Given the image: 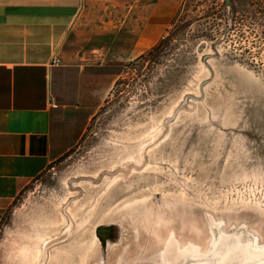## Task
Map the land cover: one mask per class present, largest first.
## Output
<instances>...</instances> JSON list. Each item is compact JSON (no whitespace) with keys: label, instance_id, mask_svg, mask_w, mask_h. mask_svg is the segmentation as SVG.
Returning a JSON list of instances; mask_svg holds the SVG:
<instances>
[{"label":"rangeland","instance_id":"374dc122","mask_svg":"<svg viewBox=\"0 0 264 264\" xmlns=\"http://www.w3.org/2000/svg\"><path fill=\"white\" fill-rule=\"evenodd\" d=\"M176 13L163 47L116 65L78 141L3 213L0 264H264V0ZM234 228L259 251L249 237L227 250Z\"/></svg>","mask_w":264,"mask_h":264},{"label":"crops","instance_id":"0c3cea01","mask_svg":"<svg viewBox=\"0 0 264 264\" xmlns=\"http://www.w3.org/2000/svg\"><path fill=\"white\" fill-rule=\"evenodd\" d=\"M181 3L0 0V218L78 141L116 65L156 44Z\"/></svg>","mask_w":264,"mask_h":264},{"label":"bare ground","instance_id":"6f19581e","mask_svg":"<svg viewBox=\"0 0 264 264\" xmlns=\"http://www.w3.org/2000/svg\"><path fill=\"white\" fill-rule=\"evenodd\" d=\"M109 185V184H108ZM109 203V202H108ZM107 211V210H106ZM100 213H102V212H100ZM64 221V220H63ZM81 224V223H80ZM56 226V225H55ZM59 227V226H58ZM234 230H237V229H235L234 228ZM225 231V230H224ZM239 233H237V232H234V234H235V236H228L227 238H226V241H225V239L223 240V242L225 241V242H227V250L228 249H235V248H239V247H241L242 246V243H240L239 241H238V238H241L242 240L243 239H245V240H247L248 239V237L250 238V240H249V242L251 243V245H252V247H255L256 245H255V242L256 241H253V239L251 238V236L250 235H248L244 230L242 231V230H237ZM70 232V231H69ZM37 233V232H36ZM221 233V232H220ZM227 233V232H226ZM232 233V232H231ZM219 234V233H218ZM34 235V234H33ZM37 235H38V233H37ZM216 236V235H215ZM37 238H35L34 237V239H36L35 240V242H34V247H30L29 246V249L30 250H32V252H31V254H32V259L33 260H35V259H39L40 258V256H41V254L43 255V256H45V251L46 250H48V249H50L51 247L50 246H48L47 247V244H49V242L51 241V240H48V239H50V238H52V237H50V238H47V237H45V238H43L42 236H36ZM67 237V236H66ZM220 237V236H219ZM31 238H33V236H31ZM216 238V237H215ZM224 238H225V236H224ZM33 239V240H34ZM66 239V238H65ZM216 240V239H215ZM64 241H61V242H58V244L60 245V243H63ZM84 242V241H83ZM224 242V243H225ZM80 243H82V242H80ZM221 243V242H220ZM219 243V244H220ZM70 244V243H69ZM253 244L255 245V246H253ZM56 245V244H55ZM91 245V244H90ZM90 245H89V247H90ZM226 244H224V246H225ZM52 246H54V245H52ZM220 246V245H219ZM224 246H222V248H224ZM231 246V247H230ZM71 247V246H70ZM89 247L87 248V249H89ZM230 247V248H229ZM244 247V246H243ZM251 247V248H252ZM257 247V246H256ZM260 247V246H259ZM53 249V248H52ZM55 249V248H54ZM85 249V248H84ZM83 249V250H84ZM253 249V248H252ZM257 249H258V247H257ZM260 249H261V247H260ZM82 250V251H83ZM237 250V249H236ZM245 250H247L246 248H244V251ZM255 250V249H254ZM90 251V250H89ZM240 251V250H239ZM258 251H259V249H258ZM57 252H58V250H57ZM250 252V251H249ZM255 252V251H254ZM261 252V251H260ZM259 252V253H260ZM55 253V252H54ZM245 253V252H244ZM247 253V252H246ZM49 254H50V252H49ZM251 254V253H250ZM257 253H255L254 255H255V259L258 257H260L262 254H260V256H257L256 255ZM79 255V254H78ZM82 256V255H81ZM80 256V257H81ZM85 256H86V254H85ZM251 256V255H250ZM257 256V257H256ZM47 257V256H46ZM43 258V257H42ZM36 261V260H35ZM40 261H41V258H40ZM36 263V262H35ZM39 263V262H38ZM83 263H84V261H83Z\"/></svg>","mask_w":264,"mask_h":264},{"label":"trees","instance_id":"16d2710c","mask_svg":"<svg viewBox=\"0 0 264 264\" xmlns=\"http://www.w3.org/2000/svg\"><path fill=\"white\" fill-rule=\"evenodd\" d=\"M233 5H234V4L231 2L232 10H233V8H234ZM233 11H235V10H233ZM176 14H177V13H176ZM176 14H175V16H176ZM175 16L173 17L172 22H171L170 25H174L173 20H174ZM263 16H264V14H263ZM263 18H264V17H263ZM262 26H263L262 33H263V37H264V24H263ZM169 30H170V29H169ZM171 30H172V29H171ZM166 40H168V38H166ZM166 40H165V41H166ZM163 44H164V41H160V42L156 43L154 46H152L150 49H148L145 53H143V54H141L140 56H138L135 60L138 61V60H143V59H145L148 55H152L154 51H158L159 49H161V48L163 47Z\"/></svg>","mask_w":264,"mask_h":264},{"label":"water","instance_id":"95a60500","mask_svg":"<svg viewBox=\"0 0 264 264\" xmlns=\"http://www.w3.org/2000/svg\"><path fill=\"white\" fill-rule=\"evenodd\" d=\"M69 226H70V225H69ZM69 228H70V227H69ZM66 229H68V226H66ZM66 232H67V230L65 231V230L63 229L59 235H56V236L54 235V236L52 237L51 241L49 242V244H47V247H48V246H51V245H53V244H55V243H57V242H59V241H61V240H63V239L65 238V236H66ZM171 250H172V249H171ZM210 254H211L210 252L205 253L204 256H203V258L210 257ZM204 260H205V259L202 260L203 263H205ZM43 261H44V259L40 262V264H42ZM205 261H206V260H205ZM185 262H187V260H185ZM185 264H186V263H185Z\"/></svg>","mask_w":264,"mask_h":264},{"label":"built area","instance_id":"2783aa9c","mask_svg":"<svg viewBox=\"0 0 264 264\" xmlns=\"http://www.w3.org/2000/svg\"><path fill=\"white\" fill-rule=\"evenodd\" d=\"M161 38L163 39L164 36L162 35ZM52 61H53L54 63H57L59 60L54 58Z\"/></svg>","mask_w":264,"mask_h":264}]
</instances>
